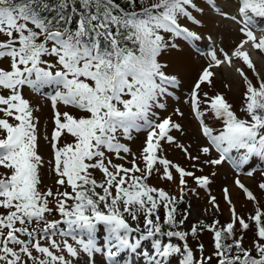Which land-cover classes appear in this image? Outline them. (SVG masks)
<instances>
[{
	"label": "snow or ice",
	"instance_id": "6c2138e0",
	"mask_svg": "<svg viewBox=\"0 0 264 264\" xmlns=\"http://www.w3.org/2000/svg\"><path fill=\"white\" fill-rule=\"evenodd\" d=\"M203 4L199 13L207 8L228 19L242 39L230 52L206 54L185 101L208 142L199 153H218L202 160L173 134L183 135L181 123L172 116L157 120L153 111L164 109L162 98L181 86L161 59L178 46L173 38H202L187 26L201 23L198 0H0V264H122L125 253L144 264H264V169L259 196L234 179L253 205L246 215L225 187L228 221L189 226L191 213L180 211L188 192H196L189 179L206 189L210 178L164 155L165 145L174 146L199 171L201 163L231 161L252 179L255 163L264 162V72L252 56L264 57V26L256 19L264 18V0ZM222 65L242 83L246 118L223 94L202 91ZM46 88L53 124L44 137L47 162L39 152L36 109L25 96V89ZM174 114L184 116L180 109ZM209 114L222 124L215 134ZM133 133L145 134L137 152L121 142ZM45 167L52 186L41 189ZM153 176L178 193L150 184ZM208 204L213 217L222 212L216 196ZM203 233L211 234V252L199 240Z\"/></svg>",
	"mask_w": 264,
	"mask_h": 264
},
{
	"label": "rangeland",
	"instance_id": "374dc122",
	"mask_svg": "<svg viewBox=\"0 0 264 264\" xmlns=\"http://www.w3.org/2000/svg\"><path fill=\"white\" fill-rule=\"evenodd\" d=\"M204 7L203 0H198V7L194 10L195 13H199V8ZM201 20L200 24L192 27V22L189 21L188 25L193 31H196L202 38L195 42L185 41L180 38H173V41L178 45L175 49L166 51L161 59L169 64V72L177 73L179 79L181 80V86L177 87L168 97L162 98L165 104L164 109H154L156 119H162L167 116H172L174 120L181 123L183 126V135L180 133H173L177 136L180 143L189 146L190 151L193 155L200 154L201 159L205 158H218V153L215 149H212L209 157H204L202 153H199V149L203 146H207L208 142L205 137H203L198 131V121L195 120L194 116L189 110V106L185 101L189 98L191 87L194 81L198 78V75L203 67L207 65L208 58L207 53L212 49L223 48L225 51H230V49L235 46V44L242 39V35L238 32V26L234 25L228 19H220L219 17L208 12L205 8L204 13H199L197 16ZM167 38V37H166ZM209 40V41H208ZM189 45H187V43ZM190 46V47H189ZM193 46V47H192ZM256 53V52H255ZM253 58L257 62V67L264 72V57H261L259 53L255 54ZM217 76L213 78V83L211 86H202V91L209 93V96L216 94H223L225 99L232 105V110L236 113L238 117H245L244 112L241 111L243 105L242 93L244 88L240 79L236 76L234 78H227L224 74L223 69L220 67L217 70ZM247 71V69H246ZM248 75L251 77L252 74L248 71ZM52 94L51 88L44 89L39 94L30 93L25 89V96L31 101L33 107L36 109L35 115L38 117V136H39V152L44 158L45 162L50 158V148L48 141L44 139L46 135H50L53 124L51 122L52 110L50 107V101L48 97ZM176 109H180L184 113L183 117L176 116L174 114ZM206 123L213 128L214 134L221 130L222 124L219 121H215L211 115L206 116ZM145 139L144 133H133V138L131 140H126L121 138V142L126 143L133 152H137L143 145ZM64 142H68L65 140ZM164 155L173 161L174 163L180 164L188 170L196 171V175H207L210 178V185L206 189H201L195 185V183L189 179L188 189L195 188L196 192H188L185 198V202L180 205V211L188 210L191 215L187 224L198 222L203 219L206 222H211L213 218H218L221 223H225L229 219L228 205L223 199L222 190L227 187L230 190V198L232 199L237 212L240 215H246L252 210L253 205L251 202L246 201L245 195L242 190L238 189L234 185V179L239 176L242 183L249 187L254 194L260 195L257 189V181L260 180V171L264 169V162H256L254 165V179L249 178L244 170L236 169L231 161H225L223 164L218 166H211L206 164H200V168L203 171H199L191 168L192 161L185 159L183 153L174 146L165 145ZM130 159V157H129ZM115 162L120 163L121 161L116 160ZM126 166H130L126 164ZM3 169H0L2 172ZM214 173V175H213ZM99 179V174H97ZM150 184L163 187L170 194H177L178 189L175 184L171 182H165L163 180L157 179L153 176ZM52 186V175L50 170L45 167L42 170V184L41 189H46ZM210 196H216L217 202L222 210L221 213L217 214L216 217L212 216L211 206L208 204V199ZM189 205L191 206L189 208ZM208 209V211H206ZM133 225L135 222H131ZM187 230V229H185ZM246 241V244L250 242ZM103 236V230L100 231V237ZM211 234L203 233L200 235L199 240L205 245L207 252L212 251L211 247ZM195 242H193L194 244ZM137 255H131V258H126L125 264H131L134 262ZM131 261V262H130ZM143 260L137 264H142ZM136 262V261H135Z\"/></svg>",
	"mask_w": 264,
	"mask_h": 264
},
{
	"label": "bare ground",
	"instance_id": "6f19581e",
	"mask_svg": "<svg viewBox=\"0 0 264 264\" xmlns=\"http://www.w3.org/2000/svg\"><path fill=\"white\" fill-rule=\"evenodd\" d=\"M256 19H257V23H258L260 26H264V18H256ZM257 35L259 36L260 33L257 32ZM208 41H209V40H208ZM233 48H234V46L230 49V51H231ZM230 51H229V52H230ZM255 54H256L255 51H253L252 56H253V57L256 56ZM253 59L255 60V58H253ZM221 68L223 69L224 74H225V76H226L227 78H234V77H236V74H235L231 69L227 68V67L224 66V65H222ZM136 257H137V258L135 259L136 262L134 261L132 264H137L138 262H140L141 257H140L139 255H137ZM130 262H131V261H130ZM141 262H142V261H141Z\"/></svg>",
	"mask_w": 264,
	"mask_h": 264
},
{
	"label": "trees",
	"instance_id": "16d2710c",
	"mask_svg": "<svg viewBox=\"0 0 264 264\" xmlns=\"http://www.w3.org/2000/svg\"><path fill=\"white\" fill-rule=\"evenodd\" d=\"M240 118H243V117L240 116Z\"/></svg>",
	"mask_w": 264,
	"mask_h": 264
}]
</instances>
